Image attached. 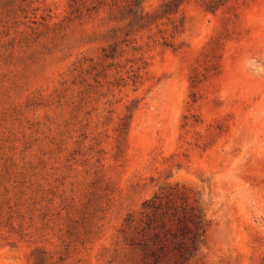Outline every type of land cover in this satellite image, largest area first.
Returning <instances> with one entry per match:
<instances>
[{
  "label": "rangeland",
  "instance_id": "rangeland-1",
  "mask_svg": "<svg viewBox=\"0 0 264 264\" xmlns=\"http://www.w3.org/2000/svg\"><path fill=\"white\" fill-rule=\"evenodd\" d=\"M123 9L0 0V264H264V0Z\"/></svg>",
  "mask_w": 264,
  "mask_h": 264
},
{
  "label": "trees",
  "instance_id": "trees-1",
  "mask_svg": "<svg viewBox=\"0 0 264 264\" xmlns=\"http://www.w3.org/2000/svg\"><path fill=\"white\" fill-rule=\"evenodd\" d=\"M189 0H163L157 7L152 10H146L145 2L146 0H123L124 13L127 18H130V22L127 27L131 28L132 31H140V30H151L153 27L158 28V33L160 36V44L166 47L176 48V38L178 35L183 33L185 28V18L176 19V16L180 13L182 7ZM223 1V0H222ZM74 11L75 13H79L81 11L82 3L75 2ZM208 9H212V6H207ZM161 26H168L170 29H162ZM126 35H129L127 33ZM115 49H112L109 54H106V57H114ZM127 124H124L123 129H126ZM158 197L153 198L152 200H148L144 202L145 208H157L156 201ZM202 226V222L198 221L195 226V232L192 238V249L186 250L185 254H182V258L184 261L189 259L194 251H196V243L199 240L200 236L205 233V231L200 234V229ZM147 256L157 264L161 258V254L164 251V247H159L155 249L145 248ZM36 261L35 264H47V258L43 251L35 252Z\"/></svg>",
  "mask_w": 264,
  "mask_h": 264
}]
</instances>
